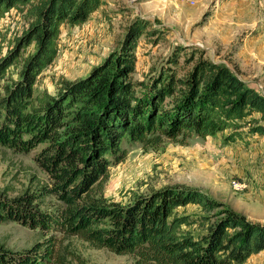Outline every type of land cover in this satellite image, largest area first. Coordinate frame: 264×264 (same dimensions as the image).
I'll return each mask as SVG.
<instances>
[{"label": "trees", "instance_id": "16d2710c", "mask_svg": "<svg viewBox=\"0 0 264 264\" xmlns=\"http://www.w3.org/2000/svg\"><path fill=\"white\" fill-rule=\"evenodd\" d=\"M103 3L0 0V21L13 8H28L35 18L0 58V145L19 152L47 145L37 161L57 179L52 188L0 199V223L32 229L66 224L67 232L99 249L132 255L133 264H245L264 251V224L229 210L214 223H208L211 216L180 215L178 209L190 204L206 212L219 207L196 190L167 188L120 205L108 203L103 188L110 168L126 159L124 142L157 148L166 140L186 143L227 130L226 143L264 137L262 92L205 50L182 43L147 79H134L138 41L154 33L141 17L128 26L120 49L87 77L62 80L54 94L37 90L38 78L57 58L61 28L85 24ZM32 44L34 52L25 57ZM48 195L69 210L30 208ZM194 225L205 232L196 235ZM52 254L36 247L23 255L0 251V264H44Z\"/></svg>", "mask_w": 264, "mask_h": 264}, {"label": "rangeland", "instance_id": "374dc122", "mask_svg": "<svg viewBox=\"0 0 264 264\" xmlns=\"http://www.w3.org/2000/svg\"><path fill=\"white\" fill-rule=\"evenodd\" d=\"M136 17L149 20L154 33L138 41L134 79H147L182 43L205 50L208 58L229 66L264 94V0H104L85 24L61 28L57 58L38 78L37 90L54 94L62 80L87 77L120 49ZM34 21L28 8H13L4 14L0 58ZM34 49L32 44L23 55L27 57ZM9 72L17 79V67ZM231 132L193 136L186 143L166 140L157 148L124 142L126 159L110 168L103 197L108 203L126 205L167 188L196 190L219 207L206 212L200 205L190 204L178 209L180 215L211 216L208 223H214L229 210L264 224V137L226 143ZM46 146L19 152L0 145V199L14 200L57 183L37 161ZM30 208L36 212L69 210L56 195L44 196ZM65 225L32 229L16 222L0 223V251L23 255L36 247L53 252L44 264L134 263L132 255L99 249L67 232ZM190 229L196 235L205 232L198 225ZM245 264H264V251Z\"/></svg>", "mask_w": 264, "mask_h": 264}]
</instances>
